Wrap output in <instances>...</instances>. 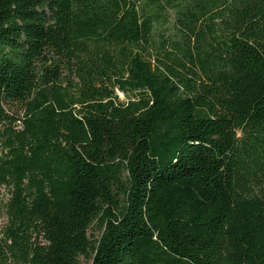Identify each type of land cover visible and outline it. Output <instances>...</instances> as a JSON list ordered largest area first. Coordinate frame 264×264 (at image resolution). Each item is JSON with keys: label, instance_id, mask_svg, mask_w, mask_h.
I'll return each mask as SVG.
<instances>
[{"label": "trees", "instance_id": "obj_1", "mask_svg": "<svg viewBox=\"0 0 264 264\" xmlns=\"http://www.w3.org/2000/svg\"><path fill=\"white\" fill-rule=\"evenodd\" d=\"M2 218L0 264H264V0H0Z\"/></svg>", "mask_w": 264, "mask_h": 264}, {"label": "rangeland", "instance_id": "obj_2", "mask_svg": "<svg viewBox=\"0 0 264 264\" xmlns=\"http://www.w3.org/2000/svg\"><path fill=\"white\" fill-rule=\"evenodd\" d=\"M119 96H120L121 99H124V100L126 99V97H125V95L123 93H119ZM0 223L1 224L4 223V218L1 219V222ZM83 263L84 264H91V261L90 260H87V259H83Z\"/></svg>", "mask_w": 264, "mask_h": 264}]
</instances>
